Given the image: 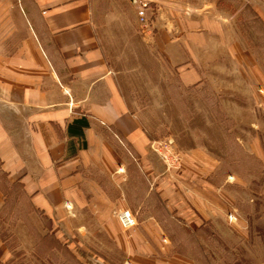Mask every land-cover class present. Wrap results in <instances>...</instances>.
<instances>
[{
  "label": "crops",
  "instance_id": "obj_1",
  "mask_svg": "<svg viewBox=\"0 0 264 264\" xmlns=\"http://www.w3.org/2000/svg\"><path fill=\"white\" fill-rule=\"evenodd\" d=\"M152 1L156 14L142 33L141 8L128 0H0V264L223 261L225 246L213 238L217 226L201 212L189 231L210 229L213 242L202 250L178 249L165 227L176 220L169 208L175 196L161 194L148 173L142 110L148 103L125 92L129 70L116 59L123 36L136 37L147 57L162 64L159 74L175 72L183 86L197 85L225 73L215 61L234 39L235 21L221 14L220 0ZM258 9L264 34V0ZM133 69L155 74L154 67ZM259 90L260 100L247 104L259 109L258 130L252 117L244 120L251 133L244 129L243 148L264 167V84ZM131 200L148 205L140 217L141 205H131L138 226L124 229L117 214L126 207L117 205ZM235 250L229 242L227 264H248Z\"/></svg>",
  "mask_w": 264,
  "mask_h": 264
},
{
  "label": "rangeland",
  "instance_id": "obj_2",
  "mask_svg": "<svg viewBox=\"0 0 264 264\" xmlns=\"http://www.w3.org/2000/svg\"><path fill=\"white\" fill-rule=\"evenodd\" d=\"M258 4L259 0H220L221 14L235 21L236 35L224 43L215 61L225 73L204 76L197 85L183 86L175 72L159 74L162 64L147 57L136 37L124 35V51H117V65L129 70L124 76L125 92L133 90L141 102L148 103L142 109L150 137L148 173L161 194L175 196L169 208L177 214L176 220L166 221L165 227L170 233L174 227L191 230L200 222L199 212L212 219L217 226L214 243L225 246L220 264H227L229 242L248 264H264V167L243 148L248 139L243 131L251 129L244 120L252 117L255 130L259 126L258 107L253 111L247 104L253 97L260 100L259 89L264 84V34ZM133 34L138 36L135 31ZM133 67H154L155 74L146 76ZM142 175L140 172L139 182L145 194L146 178ZM9 195L12 209L17 189ZM132 203L123 201L115 206L141 205L137 210L142 216L148 204ZM41 222L43 230L46 221ZM241 226L246 228L243 235L235 231ZM197 240L202 248L213 242L208 235L197 236ZM60 253L66 255L63 248Z\"/></svg>",
  "mask_w": 264,
  "mask_h": 264
},
{
  "label": "built area",
  "instance_id": "obj_3",
  "mask_svg": "<svg viewBox=\"0 0 264 264\" xmlns=\"http://www.w3.org/2000/svg\"><path fill=\"white\" fill-rule=\"evenodd\" d=\"M132 4H136L141 8V11L138 14V22L140 26V31L145 33L146 30L150 27V23L155 16V7L152 0H128ZM150 10V15L148 16L145 11ZM164 161L169 164L167 157L163 155ZM117 218L122 228L128 229L136 225L137 219L135 214L129 208L120 209ZM235 219L234 217H232Z\"/></svg>",
  "mask_w": 264,
  "mask_h": 264
},
{
  "label": "trees",
  "instance_id": "obj_4",
  "mask_svg": "<svg viewBox=\"0 0 264 264\" xmlns=\"http://www.w3.org/2000/svg\"><path fill=\"white\" fill-rule=\"evenodd\" d=\"M153 195H154V193H153ZM155 196H157L156 193H155ZM159 207L163 208V205L159 204ZM162 208H160V209H162ZM162 211H163V209H162ZM200 234H203L204 236L208 235L211 238L213 236L210 229L208 227L204 228V224H202L200 226V228L197 230V232H190L185 227H181L180 229H178V227H174L172 237H173V241H174V243L178 249L181 250L183 248H192L193 251H196V250H202L203 249L201 245L199 246L200 242H199V240H197V236H200Z\"/></svg>",
  "mask_w": 264,
  "mask_h": 264
}]
</instances>
